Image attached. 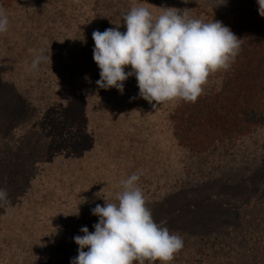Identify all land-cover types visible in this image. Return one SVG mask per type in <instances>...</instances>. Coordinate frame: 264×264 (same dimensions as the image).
Returning <instances> with one entry per match:
<instances>
[{"label":"trees","instance_id":"1","mask_svg":"<svg viewBox=\"0 0 264 264\" xmlns=\"http://www.w3.org/2000/svg\"><path fill=\"white\" fill-rule=\"evenodd\" d=\"M128 1L80 0L72 8L68 34L72 41L85 43L92 60L93 31L121 24L119 31L126 32L122 22L126 10L121 7ZM191 3L198 13L201 10L204 22L218 20L241 39L230 69L213 74L195 103L171 101L167 108L169 132L177 146L199 154L264 126V17L257 0L241 7L213 8L204 0ZM76 49H69L68 67L59 72L56 88L61 93L54 104L48 103L51 106L40 108L34 118L15 123L6 132L0 123V188L7 189L10 201L0 202V262L41 264L47 257L49 264H70L78 247L65 254L56 247L83 226V218L94 217L91 209L96 204L112 203L122 190L117 179H123L122 173L115 177L113 166L108 170L101 162L104 153L95 139L97 129L85 114L84 99L92 91L88 86L98 95L102 91L105 96L107 90L96 84L98 66L87 65ZM85 174L92 180L87 182ZM238 220L236 229L205 235L171 231L183 238L184 246L168 264H264V195L259 193L243 205Z\"/></svg>","mask_w":264,"mask_h":264},{"label":"rangeland","instance_id":"2","mask_svg":"<svg viewBox=\"0 0 264 264\" xmlns=\"http://www.w3.org/2000/svg\"><path fill=\"white\" fill-rule=\"evenodd\" d=\"M79 1L0 0L9 19L8 31L0 33V123L3 131L22 120L34 118L40 108L54 104L61 93L56 88L61 81L59 72L68 67L70 48L76 47L80 52L77 57H84L85 63L88 60L87 65L97 66L88 56L85 43L80 45L75 39L72 41L68 34L69 14ZM193 1L129 0L121 8L127 13L134 6H144L153 17L161 14L160 7L187 8L190 18L202 20L201 10L196 11ZM250 1L226 0L224 6L241 7ZM204 2L213 6L216 0ZM38 54L51 59L32 70V60ZM125 71H131V67H126ZM212 78L210 75L208 80ZM90 87L88 89L94 93L90 91L85 96V114L97 129L95 139L104 153L101 162L108 170L113 166L111 172L115 177L122 173L123 179L117 178L118 181L133 173L141 174L138 186L157 224L166 226L170 232L178 229L188 233L187 236L205 235L228 227L236 229L240 208L259 193L264 195V126L237 140L194 154L179 148L170 135L171 124L166 113L171 102L161 103L154 109L139 97L135 76L124 82L123 94L110 88L105 96L100 90L98 95L96 89ZM79 178L76 176L74 180ZM83 178L87 182L92 180L89 174ZM85 185L88 184L85 182ZM110 201L118 203L113 197ZM98 219L97 216L83 218L82 227L94 232L93 225ZM80 229L66 236L56 251L65 254L70 248L77 249L79 246L73 237L83 235ZM7 239L8 236L4 240ZM52 250L49 246V253ZM40 263L49 264V260L44 257ZM0 264H15V261L9 259Z\"/></svg>","mask_w":264,"mask_h":264},{"label":"clouds","instance_id":"3","mask_svg":"<svg viewBox=\"0 0 264 264\" xmlns=\"http://www.w3.org/2000/svg\"><path fill=\"white\" fill-rule=\"evenodd\" d=\"M257 3L259 15L264 17V0ZM221 5H226V0H216L213 8ZM160 9L161 14L153 17L147 7H132L122 17L123 33L121 24L93 31V60L100 70L96 84L123 94L124 82L135 76L139 97L154 109L171 101L195 103L210 75L230 69L241 50V39L218 20L190 18V9ZM8 25V16L0 6V33L7 32ZM49 58L36 55L31 69L37 70ZM128 66L131 71L126 72ZM140 175L133 173L120 181L118 203L96 194L105 200L103 206L96 204L91 209L98 222L93 225L94 232L85 226L80 229L82 236L73 237L79 247L70 264H154L157 260L168 264L183 248L179 234L154 222L138 186ZM0 202L10 203L6 188H0Z\"/></svg>","mask_w":264,"mask_h":264}]
</instances>
